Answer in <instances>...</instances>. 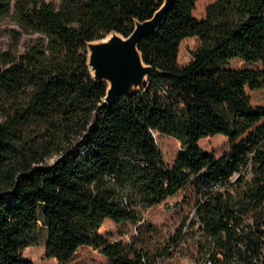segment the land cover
Here are the masks:
<instances>
[{
	"label": "trees",
	"instance_id": "trees-1",
	"mask_svg": "<svg viewBox=\"0 0 264 264\" xmlns=\"http://www.w3.org/2000/svg\"><path fill=\"white\" fill-rule=\"evenodd\" d=\"M196 2L174 0L141 37L152 71L141 89L105 105L107 84L91 76L87 42L110 30L128 35L162 0H0V18L29 35L20 51L0 49V264H34L22 251L38 244V221L47 258L67 261L88 245L106 264H150L134 239L99 234L102 219L138 221L140 209L189 182L195 223L211 240L200 264H264V103L246 92L264 87V0H214L202 18ZM191 35L199 44L177 63ZM235 56L259 66L229 67ZM154 131L181 142L170 165ZM215 134L229 142L219 156L199 144Z\"/></svg>",
	"mask_w": 264,
	"mask_h": 264
},
{
	"label": "rangeland",
	"instance_id": "rangeland-1",
	"mask_svg": "<svg viewBox=\"0 0 264 264\" xmlns=\"http://www.w3.org/2000/svg\"><path fill=\"white\" fill-rule=\"evenodd\" d=\"M57 4L60 0H52ZM214 0H197L192 13L198 18L204 15L205 5ZM12 29L16 33H12ZM16 34V35H15ZM16 36V37H15ZM29 35L21 31L20 27L10 15L0 18V49L20 51L24 48ZM199 44L197 36L191 35L181 39L178 45L176 61L185 64L191 58V52ZM229 67L259 66L258 62H247L239 57L228 59ZM252 103H264V87L246 90ZM103 102V100H102ZM178 112H182L181 104L177 105ZM155 141L161 151V156L166 164L170 165L176 158L177 152L182 148L180 140L176 137L153 132ZM72 141L77 135L71 136ZM66 143V142H65ZM199 144L203 151H208L215 156L221 155L229 148L228 139L224 135L215 134L200 138ZM67 144L52 145L42 157L41 164H52L60 155V149ZM245 178L250 176L245 173ZM196 194L192 183L184 185L173 196L166 197L161 203L140 209L141 218L138 221L114 222L103 218L98 228V233L111 241L120 239L130 241L132 239L148 251L150 264H200L206 254L211 251V240L198 228L196 218L190 216L194 208ZM182 236L174 243L172 238L183 226ZM38 244L24 247L22 253L26 254L34 264H106L105 255L91 246L78 247L75 253L67 261L58 262L55 258H47L43 252L45 227L38 221Z\"/></svg>",
	"mask_w": 264,
	"mask_h": 264
},
{
	"label": "water",
	"instance_id": "water-1",
	"mask_svg": "<svg viewBox=\"0 0 264 264\" xmlns=\"http://www.w3.org/2000/svg\"><path fill=\"white\" fill-rule=\"evenodd\" d=\"M173 3L174 0H162L149 18L136 20L126 36L110 30L105 36L87 42L86 64L91 76L107 84L103 104L111 105L122 94L143 87L152 67L143 61L138 42L161 24Z\"/></svg>",
	"mask_w": 264,
	"mask_h": 264
},
{
	"label": "built area",
	"instance_id": "built-area-1",
	"mask_svg": "<svg viewBox=\"0 0 264 264\" xmlns=\"http://www.w3.org/2000/svg\"><path fill=\"white\" fill-rule=\"evenodd\" d=\"M238 174H239L238 172H234V173L230 176V178H229L230 181L235 180V178L238 177ZM190 216L195 217V214H194V208H193V211L191 212ZM195 218H196V217H195ZM262 256H263V259H264V248L262 249ZM205 263L210 264V263H209V260H207V259H206Z\"/></svg>",
	"mask_w": 264,
	"mask_h": 264
}]
</instances>
